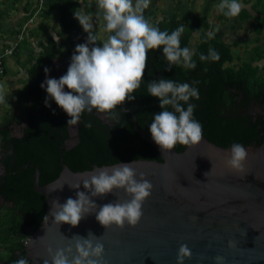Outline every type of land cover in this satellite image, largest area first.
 <instances>
[{
    "label": "water",
    "instance_id": "obj_1",
    "mask_svg": "<svg viewBox=\"0 0 264 264\" xmlns=\"http://www.w3.org/2000/svg\"><path fill=\"white\" fill-rule=\"evenodd\" d=\"M64 62L68 63V57ZM167 68L168 62L161 65L151 58L144 80L132 94L135 98L115 109L128 113L127 120L120 118L112 128L119 135L116 145L83 129L79 144L64 153L69 119L55 120L45 114L39 141L53 157L52 172L32 150L22 146L14 154L0 157L4 164L1 167L5 166L0 176L1 197L22 198L24 212L35 210V230L30 236H15L27 239L18 250L10 251L11 257L2 264H14L21 257L29 264H43L45 259L51 261L49 247L54 252L70 243L75 254L72 237L87 238L89 232L100 237L104 245V264H177L182 244L192 252L184 264H218L217 256L224 258L222 264H264V116L218 115L223 83L217 72L211 71L207 78L192 85L198 89L199 99L190 98L188 102L195 105L193 118L202 125L203 139L195 145L177 143L174 149L162 151L149 131L154 114L162 109L159 99L149 95L147 86L160 78L179 83L175 68ZM168 110L173 109L168 106ZM68 130L71 137L77 124ZM233 143L242 144L248 151L243 171L226 163ZM120 163H131L136 179L143 173L153 188L135 227L125 223L124 228L115 224L105 228L96 219L99 206L131 197L123 189L93 197L82 181L101 168L111 169ZM77 182L81 183L79 189L69 186ZM54 184L64 185L49 193L48 188ZM77 191L89 195L97 204L96 211L75 227L56 224L51 216L52 201L63 204L69 197L76 199Z\"/></svg>",
    "mask_w": 264,
    "mask_h": 264
},
{
    "label": "clouds",
    "instance_id": "obj_2",
    "mask_svg": "<svg viewBox=\"0 0 264 264\" xmlns=\"http://www.w3.org/2000/svg\"><path fill=\"white\" fill-rule=\"evenodd\" d=\"M151 0H98L99 9L103 10L105 29L108 36L102 46L96 44L97 36L93 34L91 17L74 11V17L79 21L83 30L88 33L85 43L77 44L70 65L59 79L47 78L41 84L46 88L48 97L45 106L50 107L48 99L55 103L70 117L69 125L79 123L81 114L91 113L95 109L106 114L110 120H116L118 113L115 109L125 101L132 100V95L144 80L149 50L163 48V55L168 61V68L183 63L188 69H195L193 52L187 47L180 46V38L184 33V26L173 30L161 31L145 19L144 10L149 7ZM243 5L239 0H221L219 11L231 18L240 14ZM209 37L213 33H208ZM53 40L59 42L60 37L52 33ZM200 60L219 61L220 55L215 49H210L207 56L201 54ZM50 70L45 68V73ZM195 83V82H194ZM65 86L69 91H65ZM149 95L159 99L162 111L154 114L149 126L152 139L162 151H170L177 143L195 145L203 139L202 125L193 118L195 105L188 103L190 98L199 99V91L189 83H176L171 79L160 78L148 83ZM4 96L0 95V102ZM183 102V103H181ZM187 104L185 109L184 105ZM171 106L172 111L168 110ZM90 127V124H86ZM248 156L247 149L240 143H233L230 148V157L227 165L237 171H243L244 162ZM211 172V171H209ZM204 173L207 177L208 173ZM136 170L131 163H120L117 167L101 168L87 179H83V187L91 196H103L114 189H123L131 199L124 202L106 203L99 206L96 219L105 228L115 224L124 228L125 223L135 227L143 216L142 205L151 195L152 183L140 173L136 179ZM80 182L69 185L79 189ZM64 184H54L48 188L51 193L62 189ZM76 199L67 198L61 204L58 200L52 201L51 216L54 222L68 223L78 226L88 214L96 211L97 204L84 191H77ZM44 222L48 215L43 217ZM75 254L70 243L65 248H58L53 252L47 249L51 261L45 259L43 264H104V245L93 233L89 232L84 238L74 235ZM230 246L232 243L230 242ZM192 252L186 244L180 245L177 253V264H184L190 259ZM218 264H222L223 257H215ZM14 264H29V260L21 257Z\"/></svg>",
    "mask_w": 264,
    "mask_h": 264
},
{
    "label": "trees",
    "instance_id": "obj_3",
    "mask_svg": "<svg viewBox=\"0 0 264 264\" xmlns=\"http://www.w3.org/2000/svg\"><path fill=\"white\" fill-rule=\"evenodd\" d=\"M243 1L250 4V9L243 6L240 14L236 17L240 22H248L253 18L254 22L250 24L253 32L251 41L258 42L263 39V43L252 46L248 50H243L242 55H239L237 47L246 46L247 43L242 44L239 40L227 42L224 39L208 36L209 32L212 33L217 29V23L224 24L226 21H232V17L229 18L220 11L215 16L217 22L204 20L193 24L194 26L192 25L190 29L185 28L187 20L180 15L178 10L162 11V15L159 17L155 15L154 9L148 11V15L154 17L152 25L157 26L161 31L167 30L170 34L181 25L184 26L185 30L180 38V46L182 48L187 47L193 52L192 59L197 66L193 70L185 67L183 63L173 65L175 68L174 76L179 83H189L192 86L195 81L207 78L211 71L217 72L223 83V91L219 97L218 115L220 116H247L243 110L250 102L264 105V63L261 62L264 59V0ZM25 8L27 12L24 17L25 21L36 15L39 18V21L34 25L35 30H33L36 34H41L42 31L39 24L44 23L43 26H45V21L49 20L51 18L50 15L53 14L54 22L59 27L57 35L60 39L59 42H55L51 34L48 32L43 33V40L38 43L40 50L37 52L31 50L27 81L21 88L25 96L23 113L26 124L20 136H15L11 134V131L14 122L20 121L17 116L7 114L0 119V152L1 157H5L14 154L16 148L22 146L27 150H32L35 155L43 160L46 170L52 172L53 157L50 151L39 141L42 133V119L45 114H50L55 120H61L65 117L70 119V117L52 99H48L50 107L45 106L48 94L46 88H41V84L44 82L45 68L50 70L49 63L54 57H59V59L68 57V64L70 65L71 56L76 45L86 42L88 33L83 30L79 21L74 17V11H80L83 14L92 16L98 13V10L92 1L87 0H42L41 3L37 1L32 5L28 3ZM251 11L256 12V15L253 16ZM105 25L106 21L103 19L104 28ZM50 26L47 25L45 27L47 29ZM32 27L31 25L27 29V35L29 33V35L34 34L32 33ZM233 28V25H231V29ZM19 31L20 28L18 29ZM92 32L97 36L96 44L102 46L103 42L99 39L97 27L94 25ZM111 34L114 33H108V35ZM194 36L197 39L192 42ZM26 40L27 38L24 36L21 42ZM210 49H215L219 53V61L200 60V55L207 56ZM153 57L157 59L158 64L162 65L168 62L163 55L162 47L149 50L147 64L150 63V59ZM236 60L241 62L235 65L234 61ZM67 91L69 90L67 89ZM116 112L118 113V118L116 120L107 118V122L100 118L99 115L102 113L97 112L95 109L91 113L87 111L82 113L80 121L77 123L78 141L69 147L65 146V142L70 138L68 130L70 125L66 124L67 138L63 139L64 153L79 144V133L83 129L97 133L101 137L111 140L116 145L119 141V135L117 130L112 128L118 123L120 118L125 120L128 118V113ZM86 124L91 126L86 127ZM3 175L4 173L1 176ZM1 199L0 264L7 262L9 257H11L10 251L18 250L19 247L24 245L27 237H15L16 235L21 236L24 233L30 236L35 230V210L29 209L24 212V199L17 197L12 199L1 197Z\"/></svg>",
    "mask_w": 264,
    "mask_h": 264
},
{
    "label": "rangeland",
    "instance_id": "obj_4",
    "mask_svg": "<svg viewBox=\"0 0 264 264\" xmlns=\"http://www.w3.org/2000/svg\"><path fill=\"white\" fill-rule=\"evenodd\" d=\"M38 1V0H37ZM92 1V3L96 6L98 13L91 17V23L97 27L98 30V37L104 43L108 39V32L103 26V10L99 9L98 7V0H87ZM95 3H94V2ZM239 2L243 5L248 7L243 0H239ZM135 3V0H133ZM221 3V0H151V3L147 9L144 10V17L146 20L149 21L150 24L153 23L154 17L148 15V11L154 9L155 15L157 17L162 15V11L170 12L173 10H178L180 15L187 20V24L185 25L186 29H190L193 24H197L201 21L207 20L209 22H217L215 20V16L219 13L218 5ZM155 7V8H154ZM89 16V15H88ZM156 17V18H157ZM38 16H34V19ZM34 20V24L36 20ZM249 22H240L237 17H232V21H226L224 24L220 22L217 23V29L212 32L213 37L224 39L227 42H232L234 40H239L242 44L247 43L246 46H238L237 49L239 50V55L243 54V50H248L252 46H254L253 41H249L250 39V26ZM231 25H233V29H231ZM242 25L243 29L240 28ZM194 26V25H193ZM230 26V30L229 27ZM29 25L28 28H30ZM28 40L27 33L24 35ZM15 37V36H14ZM10 38V37H9ZM74 39V37H73ZM197 37L194 36L192 38V42L196 41ZM12 44V42H11ZM11 46V45H10ZM5 60V69L9 76H13L17 70L16 58L12 55L6 56ZM241 61L236 60L234 61L235 65H238ZM264 63V59L261 61ZM58 65H62L64 63L62 61L57 62ZM52 69V68H50ZM4 75L0 76V95L4 96V101L0 102V119H2L7 114L20 117L21 120L19 122H14L12 126V135H20L22 132L23 127L25 126V116L23 113V106H24V92L19 89L18 87L21 85L18 82L12 83L7 82ZM24 81V80H23ZM17 107V108H16ZM19 111V112H18ZM2 203V199L0 197V204ZM9 205V204H8Z\"/></svg>",
    "mask_w": 264,
    "mask_h": 264
},
{
    "label": "crops",
    "instance_id": "obj_5",
    "mask_svg": "<svg viewBox=\"0 0 264 264\" xmlns=\"http://www.w3.org/2000/svg\"><path fill=\"white\" fill-rule=\"evenodd\" d=\"M37 0H0V50L4 47H9L11 45V42L15 39L14 36L18 33V29L21 27V25L26 22L24 20V17L26 16V8L27 4H35ZM94 2V1H93ZM95 3V2H94ZM248 4V3H246ZM246 7V6H245ZM247 9H250V4H248ZM251 14L253 16L256 15V12L251 11ZM49 20L45 21V26L51 25L50 28H47L43 26V24H39L41 26V34H36L33 30H35L34 27V16L33 22L30 24L32 25V35L28 34V40L24 42H19L18 47L13 51L12 56L16 58V64H17V70L15 75L9 76L7 73L3 76L7 82H12V83H19L21 84L18 88H22L23 85L27 81V76H28V67H29V60H30V52L33 50L34 52H37L40 50V47L38 46V43L43 40V33L48 32L49 34L52 35L53 32H56L59 30L58 25L54 22V16L53 14L50 15ZM251 22L249 23V26L252 22H254V19H250ZM249 20V21H250ZM39 21V18L36 20V22ZM248 21V22H249ZM247 23V22H246ZM47 24V25H46ZM230 30V26H228ZM45 28V30H44ZM240 28L243 29L242 25ZM48 30V31H47ZM250 39L253 37V32L251 30L250 26ZM10 37V38H9ZM262 38V37H260ZM254 42V41H253ZM256 43V44H255ZM263 43V39L254 42L255 45H259ZM254 45V46H255ZM5 63V60H4ZM6 72V71H5ZM24 80V81H23ZM17 108V107H16ZM19 112V111H18ZM15 115V114H14ZM19 120H21L20 117H17ZM26 121V119H25ZM26 124V123H25ZM15 136H20V135H15Z\"/></svg>",
    "mask_w": 264,
    "mask_h": 264
},
{
    "label": "flooded vegetation",
    "instance_id": "obj_6",
    "mask_svg": "<svg viewBox=\"0 0 264 264\" xmlns=\"http://www.w3.org/2000/svg\"><path fill=\"white\" fill-rule=\"evenodd\" d=\"M63 60L64 59H59V57L52 58V60L49 63L50 68H52V69H50V71L48 73L44 74V76H43L44 81H45L46 77L59 79L62 75H64V71L67 69L69 64L64 62L62 65H58V63H57L59 61L63 62ZM243 112H245V114L247 116H262V115H264V105H260L256 102H250L248 104V106L245 108V110H243ZM99 116L103 121L107 122L106 114L102 113ZM77 130H78V127H77ZM77 130H76V132H74V135H72L70 138H68L67 141L65 142L66 147H69L68 146L69 144H72L70 146H73L78 141V136H77L78 131ZM0 157H1V152H0ZM1 164H3V163L0 162V176L5 171V166L1 167Z\"/></svg>",
    "mask_w": 264,
    "mask_h": 264
},
{
    "label": "built area",
    "instance_id": "obj_7",
    "mask_svg": "<svg viewBox=\"0 0 264 264\" xmlns=\"http://www.w3.org/2000/svg\"><path fill=\"white\" fill-rule=\"evenodd\" d=\"M39 3L42 2V0H38ZM33 22V18H30L29 20H27L26 22H24L21 27H20V31L17 33V35L15 36V39L13 40L11 46L9 47H4L2 48V50H0V76L5 75V63H4V58L6 56H10L13 54L14 49L17 47V45L19 44V42L22 41L24 34L27 32V29L29 27V25Z\"/></svg>",
    "mask_w": 264,
    "mask_h": 264
}]
</instances>
